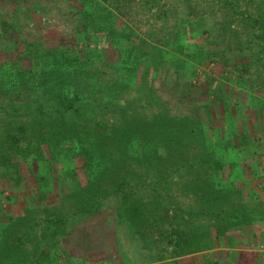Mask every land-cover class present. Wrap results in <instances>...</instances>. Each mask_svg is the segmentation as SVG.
Listing matches in <instances>:
<instances>
[{
  "label": "rangeland",
  "instance_id": "1",
  "mask_svg": "<svg viewBox=\"0 0 264 264\" xmlns=\"http://www.w3.org/2000/svg\"><path fill=\"white\" fill-rule=\"evenodd\" d=\"M51 1L0 0V31L5 22L14 25L0 39V63L13 57L7 50L12 35L39 40L48 47L70 44L79 33L82 37L77 11L67 1ZM96 1L101 11H111L118 18V28L132 30L139 43L146 41L150 56L133 85L118 92L113 87L108 93L109 77L118 78L119 71L108 68L105 60L111 56L119 62V51L130 41L116 39L114 45L101 41L102 60H97V66L106 69L107 76L99 75L95 100L90 96L96 109L88 123L93 128L101 122L121 127L134 121L148 129L146 123L156 122L154 118L165 113L177 124L186 118L199 122L196 133L178 146L167 139L161 141L159 151L152 152L141 150V142L132 144L126 164L111 171L117 176L141 177L138 182L144 183L156 218L146 234L129 229L112 209L102 206L99 214L82 215L79 226L72 223L65 234L58 235L62 242L50 252L46 264H264V29L255 23L264 19V0H158L156 6L151 0ZM71 4L81 6L77 0ZM162 58L168 60L163 67L168 73L154 71ZM175 63L186 67L180 78L173 75ZM22 95L31 99L26 92ZM16 96L7 88L0 89V144L9 130L17 133L23 126L27 128L22 137L36 139L31 124L38 118L37 103H22ZM212 126L221 130L217 139ZM202 131L207 141L200 140ZM137 135L146 143L143 129ZM230 135L236 146L225 148ZM171 146H177L176 150ZM42 147L46 158H52L48 144ZM77 152L69 157L62 152L45 162L33 154L31 167L28 162L18 163L17 172L13 166H0V227L10 225L11 216L27 215L30 203L37 206H31L29 219L40 222L48 217L46 207L55 205L56 196L72 189L75 176L85 185L84 156ZM102 153L105 163L120 161L111 146ZM200 156L216 159L223 168L216 170L214 163L198 165ZM146 158L157 161L153 167H138L136 163ZM41 176L58 191L45 203L37 198ZM209 190L219 191L217 202H212L213 194L207 195ZM115 202L113 198L108 204ZM75 226L74 234H67ZM41 229L34 228V239L45 244L50 239L41 237ZM171 233L187 238L180 254L169 243ZM33 243L22 244L23 254Z\"/></svg>",
  "mask_w": 264,
  "mask_h": 264
},
{
  "label": "trees",
  "instance_id": "2",
  "mask_svg": "<svg viewBox=\"0 0 264 264\" xmlns=\"http://www.w3.org/2000/svg\"><path fill=\"white\" fill-rule=\"evenodd\" d=\"M7 1L12 2L14 0ZM24 1L27 0H19V3ZM50 1L47 0V2ZM58 1L60 0H52L51 2ZM64 1L69 2L71 9L76 10L77 14L80 15L79 25L84 28L81 32L82 37L80 33L78 38V34L74 37L75 42L72 41L70 44L59 43V45L48 47L42 41L31 42L20 38V36L15 37L12 35L8 39L10 46H7V50L13 54V57L0 63V89L7 88L8 92L17 95L16 97L22 103L36 102L39 114L38 118L34 119L33 124H31V127L36 131L35 141L28 137H22L21 134L26 131V126L21 127L17 133H13V129L8 131L7 136L0 144V166L3 168L13 166L16 168L15 172H17L19 169L18 163L28 162L29 168L31 167L30 156L33 154L35 159L44 160L45 162L47 160L52 161L62 152H65V156L69 157L72 152L78 151L77 153L84 156V170L88 175V179L85 185H81L76 176H73L74 186L72 189L56 196L55 205L46 207L48 217L40 222H32L29 219V213L33 210L31 206L36 205L34 203H32L33 205L31 203L28 206L26 205L27 215L11 216V224L3 228L0 227V264L10 262L13 264H46L50 252L55 251L62 242L58 235L65 234L68 231L66 227H70L72 223L79 226L83 216L92 213L99 214L102 212V206L112 209L114 215L116 213V217L120 221L128 224L129 229H135L141 236L146 234L147 229L154 226L156 218L151 209V199H147L145 196L144 183L138 182L141 177L133 179L130 175L129 177L126 175L117 176L116 174L113 175L111 171H115V168L119 170L123 164H126L132 144L141 142L139 145L141 150L146 148L152 152L154 149L159 151L163 144L161 141L168 139L174 141L177 145L187 139L189 135L193 136L196 133L195 125L199 122L186 118L180 121V124H177L178 122L169 118L168 114L165 113L155 117L156 122L146 123L149 131L143 125L138 127L139 123L134 121L121 127H114L113 124L105 125L101 122L96 123L93 128L88 123L96 109L92 104V99H94V94L100 87L99 75L107 76V70L97 66V60H102L100 54L101 41L113 42V45L116 39L123 43L130 41L128 47L123 46V49L119 51L122 54L119 62L112 61L111 56L107 61L105 60V65L108 68L114 67L119 71L118 78L109 77L110 82H107L105 87L108 93H111L110 90L113 87L118 92L133 85L132 81L135 78L136 82L140 75L141 65L147 62L150 51L147 52L144 47L145 40H141L140 43L143 42V44H140L139 40L135 41L136 34L132 30L118 28L116 26L118 18L111 11L107 13L101 11L99 1L77 0L81 5L77 8L71 4L74 0ZM150 3L156 6L158 0H151ZM257 22L264 29V19L255 20V23ZM13 28L14 25L5 22L3 31H0V39L4 34L10 33ZM167 61L162 58V63L157 62L154 71L168 73L167 70L163 69V67H166L164 62ZM23 62H27L29 65H24ZM171 69L173 75L179 77L185 72L186 67H181L180 64L175 63ZM24 92L31 99L23 98L22 94ZM90 96H92V99ZM9 100H12V98H9ZM97 127L98 129L95 130ZM210 128L213 130V137L215 136V139H217V135L221 130L214 126ZM140 129H143L146 133V143L139 141V137H137V130ZM203 132L205 131L199 133L200 140L207 141L203 139L206 135ZM231 135L227 137L225 148L236 146ZM24 141L27 143L26 145H22ZM72 143L75 145L73 149L70 146ZM43 144H48L52 158H46L43 152ZM143 145H146V147H143ZM110 146L120 159L116 164H108L103 161L102 150L104 147L108 148ZM177 146H171V150H176L173 148ZM143 152L147 153V150L143 149ZM200 157H202L198 163L200 166L206 165V163H214L216 170L223 168L222 163L214 161L216 159ZM149 160L150 158H146L139 161L141 163L136 164L140 168L145 164H150L153 167L157 159L153 158L151 162ZM237 164L235 163V165ZM133 171L135 172L134 169ZM125 173L130 174L129 170ZM37 180L40 184L37 183V198L41 203H45L49 197H54L55 192L58 191L47 182L45 176L38 177ZM194 182L196 183V178ZM195 187L200 188L196 185ZM201 188L203 187L201 186ZM209 193L215 196L212 198L214 199L212 202H217L219 191L209 190L207 195ZM113 198H116L115 204L109 205L108 203ZM77 226H75V230L67 234H74ZM35 227H42L41 237L50 239L47 243L41 244L40 239H34L36 236L34 233ZM32 234L33 238H30ZM176 235L171 233L168 240L174 246L175 254H180L179 249L187 241V238L181 239V236L175 238ZM26 241H29V243L34 242V247L23 254L25 251L22 250V244ZM192 250H189V252H193ZM22 254L24 257H22ZM152 261H155V259H152Z\"/></svg>",
  "mask_w": 264,
  "mask_h": 264
}]
</instances>
